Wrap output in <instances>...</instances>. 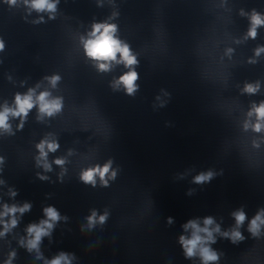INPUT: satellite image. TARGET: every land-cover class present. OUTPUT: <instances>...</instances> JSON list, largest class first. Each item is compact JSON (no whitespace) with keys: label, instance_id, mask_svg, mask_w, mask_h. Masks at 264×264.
Masks as SVG:
<instances>
[{"label":"clouds","instance_id":"clouds-1","mask_svg":"<svg viewBox=\"0 0 264 264\" xmlns=\"http://www.w3.org/2000/svg\"><path fill=\"white\" fill-rule=\"evenodd\" d=\"M28 0H25L27 4ZM58 2V0H57ZM10 4H15L16 0H9ZM32 9L36 11H47L54 13L57 8V3H53L52 0H31L29 5ZM245 15V13H241ZM50 19H54V16H50ZM251 27L247 32L246 38L255 39L257 35V28L264 25V17L257 13L255 10L252 11L250 17ZM117 31V26L115 24L109 23H94L92 26V31L90 33V38L83 41L85 54L97 61V67L100 71H107L110 68V63H99L100 61L105 62H116L123 63L126 68L131 69L130 71L124 73L120 76L119 80L114 83V87H119L123 85L126 93L128 95H134L137 91L138 85L135 83L138 80V73L132 69L133 65L138 63L136 57L131 54L130 48L127 44H123L119 39L114 37ZM4 48L3 41H0V51ZM264 51V47L256 49V55ZM117 53L120 54L119 60H117ZM252 62V61H250ZM53 87H55L57 81L60 79L59 76L45 77ZM259 85L246 84L244 92L248 94H255L258 91ZM50 93L47 91L41 92L39 95H35V89H29L26 94L17 93L15 95V107H9L7 104L3 107V111H0V129L11 134V125L8 123L9 117H19L21 121L27 118L29 111L36 105L39 106V113L41 116L47 115L49 117L55 115L62 109V100L60 98L49 99ZM254 113L257 117L258 123L254 125V130L259 132L264 124L260 121H264V102L259 105L253 104L250 111V115ZM39 118V117H38ZM23 124L18 125V128H22ZM36 148L38 150L39 156L37 157V165L42 166L45 171L51 170V165L47 162V156L49 152H55L59 148V144L55 141L41 140ZM3 157H0V163H3ZM57 165H63L65 161L63 159H56L54 161ZM111 161H108L103 166L97 165L93 168L83 170L80 174V180L85 184H90L91 186H96V177L98 176L102 186H108V179H115L116 172L112 171L111 175L108 176L109 170L111 168ZM37 176L41 180H47L48 177L37 173ZM108 176V179L105 177ZM214 177L212 171L201 172L194 177L193 182L196 184H203L210 182ZM9 194L15 196L17 193L15 190L10 189ZM192 191L189 190L188 195H191ZM31 209V204L26 202L23 206H17L15 204L9 206L8 204L3 205V211L0 212V223H3L4 230L0 232V235H4L9 232L12 228H15L18 223L16 214L19 213L23 215L25 212ZM43 213L46 219H42L38 224H29L26 231L30 239L27 240L26 244L22 240L21 245L25 246L29 252L35 250L37 252V258H41L39 252V245L42 238L49 236L53 230L56 222L62 219L60 213L53 206H48L43 209ZM235 219V228L231 231L221 232L219 224H216L213 217L208 216L203 219V226L197 220H188L183 224V229L185 232L191 230L190 236L180 235L178 238V243L183 249V253L186 259H191L199 255L202 264H213L219 260V255L214 251L210 245L216 243V237L214 233H219L222 237L227 238L233 244L238 241H242L244 236L238 230L241 225H243L246 214L243 210H238L232 213ZM4 217H9L8 220H3ZM97 213L95 210L91 212V215L87 217L88 227H94ZM67 219V217H63ZM107 219V213L99 216V223L103 224ZM173 218L171 216L167 217V223L172 224ZM213 225H215L213 227ZM264 225V210L259 211L250 221L248 231L253 235H259L261 226ZM15 252L10 253V259L6 264H11V258L15 257ZM74 254L60 252L55 258L50 261H46L45 264H71Z\"/></svg>","mask_w":264,"mask_h":264},{"label":"water","instance_id":"water-1","mask_svg":"<svg viewBox=\"0 0 264 264\" xmlns=\"http://www.w3.org/2000/svg\"><path fill=\"white\" fill-rule=\"evenodd\" d=\"M9 5V0H0V29L2 27Z\"/></svg>","mask_w":264,"mask_h":264}]
</instances>
